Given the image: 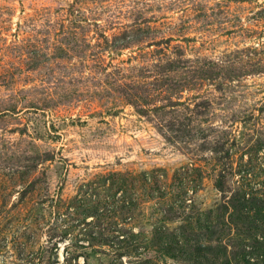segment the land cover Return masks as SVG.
I'll return each instance as SVG.
<instances>
[{"label":"rangeland","instance_id":"obj_1","mask_svg":"<svg viewBox=\"0 0 264 264\" xmlns=\"http://www.w3.org/2000/svg\"><path fill=\"white\" fill-rule=\"evenodd\" d=\"M227 257L264 264V0H0V264Z\"/></svg>","mask_w":264,"mask_h":264},{"label":"trees","instance_id":"obj_2","mask_svg":"<svg viewBox=\"0 0 264 264\" xmlns=\"http://www.w3.org/2000/svg\"><path fill=\"white\" fill-rule=\"evenodd\" d=\"M223 182L224 181H222L221 178L216 180L215 187L220 191H224V183ZM236 194H237V196H236ZM236 194L233 196L232 202H231L232 208L235 210L238 208H241L243 204H245L246 202H250V200L251 201L256 200L255 196L253 197L252 194L250 195L246 191H243V193H241V194L239 192ZM246 194L248 195L247 198H245ZM227 203H225V204H227ZM191 224H192V222H189V223H187V226H190ZM181 238L182 239H180V242L182 244V243H184V239H183V237H181ZM188 238L193 241L192 245L187 243V247L190 248L192 250V252L199 251L200 249H208L207 250L208 254H211L212 256H211V258L209 256L205 257L207 259V261L213 263V262L218 260L219 255L217 254V251H219V247L217 245L214 246L210 242L213 237H211V238L207 237V239H205L206 241L205 240L203 241V239L190 237L189 235H188ZM204 238H206V237H204ZM216 240H219V239H216ZM225 261L228 262V264H229L230 258L227 257L225 259Z\"/></svg>","mask_w":264,"mask_h":264}]
</instances>
